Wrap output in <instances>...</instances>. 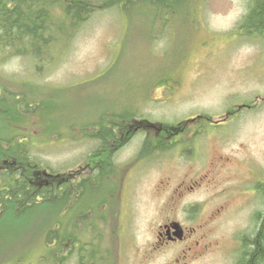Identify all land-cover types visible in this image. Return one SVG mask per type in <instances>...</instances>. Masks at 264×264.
I'll use <instances>...</instances> for the list:
<instances>
[{
	"label": "rangeland",
	"instance_id": "obj_1",
	"mask_svg": "<svg viewBox=\"0 0 264 264\" xmlns=\"http://www.w3.org/2000/svg\"><path fill=\"white\" fill-rule=\"evenodd\" d=\"M75 1L68 3L77 7ZM79 2L92 17L69 40L56 34L60 40L52 42L49 62L0 45L5 95L12 94L8 86L29 100L30 110L17 102L19 118L10 121L21 130L9 129L8 140L26 142L23 128L32 125L25 148L33 161L29 178L40 176V184L55 186L60 174L77 168L87 178L86 163L97 161L93 156L109 159L95 150L101 119L128 118L126 130H117L115 145H125L115 153V163L112 156L113 170L86 181L76 199L77 213L63 216L66 232L72 230L65 264H78L86 251L80 254L75 243L95 244L105 254L103 264H235L238 235L251 229L258 206L250 191L252 172L264 175V34L239 28L250 0H194L177 5L168 20L145 0L129 2L123 12L118 6L107 9L112 0ZM53 11L64 12L60 6ZM5 99L0 130L9 119L1 113L11 106L6 103L11 98ZM243 104L251 107L239 108ZM229 110L235 112L222 123L189 124L202 130L192 140L186 135L180 151L167 146L158 154L148 145L157 141L156 128L164 133L183 118L201 113L219 119ZM133 117L146 118L156 128L145 133L140 120L131 123ZM24 147L19 144L18 151ZM218 155L229 159L227 166L212 184L197 185ZM48 172L59 173L58 178ZM51 201H39L30 215L10 217L9 210L2 211L0 264H50L52 255L41 256L45 232L63 210ZM79 211L86 215L77 216ZM205 220L209 225L201 228ZM172 221L198 231L187 241L159 248L161 226Z\"/></svg>",
	"mask_w": 264,
	"mask_h": 264
},
{
	"label": "trees",
	"instance_id": "obj_2",
	"mask_svg": "<svg viewBox=\"0 0 264 264\" xmlns=\"http://www.w3.org/2000/svg\"><path fill=\"white\" fill-rule=\"evenodd\" d=\"M112 1L114 4L108 5L107 9L118 6V9L123 12L127 4L133 0ZM193 1L145 0V2L155 5L156 10L159 9L162 12L163 16H161L163 18L165 17V20L169 19L167 18L168 15L174 14L173 10L176 9L177 5L194 4ZM75 2L77 3V7L68 3V0H0V45L2 46V50L8 47L10 49L13 48L12 50L19 52V55H30L34 58L38 57L39 61L49 62V59L53 57L54 47L56 46L51 47V44L54 41L60 40L56 34L62 32L64 40H69L75 34L76 29L81 28L92 17L91 11L83 10L85 8L84 2H79V0ZM55 6L61 7L64 11L62 15L53 11V7ZM61 21H63L62 24L60 23ZM242 25L249 32L264 31V0H250L248 12ZM42 43L44 46L40 47L39 45ZM37 64L39 63L36 62ZM1 113L4 114L6 112L1 111ZM120 116L119 118H113L111 116L105 120L103 118L101 119L102 124L100 125L103 127L98 132H95V136L97 135L100 138L99 146L102 147L108 144L105 137L107 133L117 132V125L123 129V122L128 118H124L122 115ZM133 119L134 117L130 120L132 121ZM11 136L12 132L9 130L0 131V140H2L0 141V164L7 158L14 159L17 161L16 165L22 168V170L25 167L26 171L25 173L24 170L14 173L8 171L0 174V178L3 181V185H0V207L5 208L7 206L9 211L6 215L9 214L11 215L10 217H13V215L23 212H26L28 215L35 212L37 207L35 205L41 200L47 202L52 200L51 206L53 207L56 206L59 208L62 206L63 210L61 209L60 218L58 220L54 219V223L52 222L53 225L45 232L44 247L42 248L41 256L43 259H49V255H52L50 264H65V261L70 257L69 255H71L68 252V245H65L69 238L67 237V233L69 231L72 232V230L66 232L67 229L65 226L68 225V222L65 221L63 216L69 215L70 213H77L78 210L76 208L78 202L76 199L78 196L77 198L75 196L79 188L77 185L72 184L67 185L65 188L60 186V184H56L55 186L54 184H50V186H43L42 188H33L28 182L26 173L28 172V162L30 160L29 154L25 150L26 146L28 149V145H25L24 149H21L20 152L17 147H5L4 145L7 143L12 144L11 141H8ZM85 183L86 180L81 184L83 188ZM262 188L263 190L261 192L264 197V184ZM31 192L34 193L31 194ZM40 195L42 199H38ZM80 211L77 216L80 214L86 215L85 212L81 213L82 211ZM2 215L3 213L0 214V216ZM256 219L257 225L254 230L251 228L248 232H243L239 238L241 243L237 249V260L235 264H264V210H262ZM90 243L92 242H88L87 245H90ZM94 245L89 247L84 246V248L81 244L75 243L72 245L80 254L86 250L80 256L78 264H103L105 254H102L103 251L101 249L96 251ZM41 264L45 263L41 261Z\"/></svg>",
	"mask_w": 264,
	"mask_h": 264
},
{
	"label": "flooded vegetation",
	"instance_id": "obj_3",
	"mask_svg": "<svg viewBox=\"0 0 264 264\" xmlns=\"http://www.w3.org/2000/svg\"><path fill=\"white\" fill-rule=\"evenodd\" d=\"M255 34L259 35V34H264V31L260 30V31H253ZM179 84V82H178ZM6 90L11 91L12 94L11 96H6L5 95V89L3 88L2 85H0V100H1V105H3V100L4 101H8L5 98L10 99V102H6V103H11V106H9V110H3V112H6L7 115L9 116L8 121L6 122L7 124L0 130H9V129H17V130H21V127L19 126L18 122H11L10 118L14 117L16 119H18L19 117L17 116V113L19 112V107L17 104V102L19 101L21 103V107L22 109H26V110H30V106L26 105V103L29 101L25 98L24 95L19 94L17 90L14 89H10L8 86H6ZM16 93V94H15ZM26 100V101H25ZM246 107H251L250 105H246ZM2 108V107H1ZM2 110V109H0ZM208 118V123H214V124H219L222 123L225 119H209ZM187 120V119H186ZM136 123V122H135ZM134 123V124H135ZM189 124H197L196 120H189V121H184L183 123H179V125L177 126H173L171 128H166L164 129V133L161 132V127L156 128V126L154 125L153 122H151L150 120L144 118V120L141 121L140 126L142 127H146L145 129V133L147 132V130H149L148 128H156L157 133H155V137L157 139V141L153 139L154 143L153 145L148 144L150 147H153V149L159 154V151L164 152L167 150V146L172 147L175 146L176 151L177 150H182V145L183 143H185V137H187L186 135H188V137L190 138V140H192V138L197 137L196 134L200 133L201 128H199L200 130L195 129V127H189ZM134 126V125H133ZM118 131H123L126 130V126L122 128H120L119 126L117 127ZM16 131L19 132V131ZM23 130H25L27 133H23V134H28L31 135L32 134V130L33 127L32 125H28L26 127L23 128ZM11 131V130H10ZM117 131V132H118ZM205 131V130H204ZM117 132L115 133H107V136L105 137V139L108 141V144L105 146H102V151L106 152L107 154V158L108 160H106L105 158L103 160H97L95 162H87L86 163V167H88L91 175L87 176V178H100L101 177V170H113V158L112 156H114V163H115V156H116V152L119 151V149L121 147H123V144H118L115 145L117 143H119V137L117 135ZM161 134H165L163 136H161ZM192 136V137H191ZM160 137V138H159ZM25 139H28V137H26ZM164 139V140H163ZM19 144H22L23 147L25 145H28L29 142L27 144L25 143H20L18 142L17 144H5L4 146L9 148H15L19 146ZM113 144V145H112ZM30 145V144H29ZM28 145V146H29ZM112 145V146H111ZM112 148H111V147ZM147 146V144L143 145ZM109 147V148H107ZM142 149L140 148L139 151H141ZM202 154V152H201ZM219 157H216L215 160L210 161L209 165L206 167V171L204 172V174H202L199 178V183L198 181H196L195 183L197 185H203V184H207L210 185L212 184V181L215 179V176L219 173V171L222 169H224L227 166L226 161H228L229 159L224 158V156L222 155H218ZM223 158V159H222ZM94 159V158H93ZM9 158H7L5 161H3V165L0 164V174L2 172H8V171H12V173L14 172H18L20 170H22V168L16 167V163L14 162H9L8 161ZM105 160V161H104ZM15 161V160H14ZM139 166L136 167V170L138 169ZM78 168L76 170H72L70 171L67 175L66 174H61V180H60V186L62 187H67V185L72 184V185H77L79 189H77V193H76V198L77 196H81V193L83 192V185H81L84 182V175L83 172L81 175L79 174V172L77 173ZM47 174V173H46ZM89 175V174H87ZM111 173L108 174L107 178H110ZM253 175V179H252V190L251 191V195L253 197V199H257L256 203L258 204V206H256L254 208V212H253V218H252V230H254V228L257 225V216L262 212V210H264V197L262 194V185L264 184V175H261L258 173V171L252 172ZM36 179L35 180L33 177L32 179L28 177V182L29 184H33L36 185L38 184L39 188L43 187L41 183V177L40 176H36L34 175ZM105 174H103V178H105ZM70 177V178H69ZM87 181H90V179H87ZM72 182V183H71ZM75 182V183H74ZM74 183V184H73ZM210 183V184H209ZM0 185H3V181L0 178ZM33 185H31L33 187ZM46 186H48V184H45ZM44 185V186H45ZM192 187V186H191ZM34 192H31V194H33ZM255 206V205H254ZM8 210L7 206L5 208H1L0 207V214H2V211H6ZM7 216V215H6ZM209 218H212V216H209ZM209 225V221L205 220L204 223L202 225H200L201 228H206ZM198 231L197 227H187L184 226L182 223L177 222V221H172V222H168L165 223L164 225L161 226V230L159 231V241H161L162 243H160V247H165L166 245H171L173 243H179V242H184L189 240L191 237L194 236V234ZM203 231V229H202ZM204 234V233H203ZM202 234V235H203ZM208 235H204L203 238H205ZM241 240L238 239L237 240V247L240 246ZM186 253V251H184V254ZM178 257V256H177ZM176 262H179V260L177 259Z\"/></svg>",
	"mask_w": 264,
	"mask_h": 264
},
{
	"label": "bare ground",
	"instance_id": "obj_4",
	"mask_svg": "<svg viewBox=\"0 0 264 264\" xmlns=\"http://www.w3.org/2000/svg\"><path fill=\"white\" fill-rule=\"evenodd\" d=\"M179 13V12H178ZM41 168V167H40Z\"/></svg>",
	"mask_w": 264,
	"mask_h": 264
}]
</instances>
